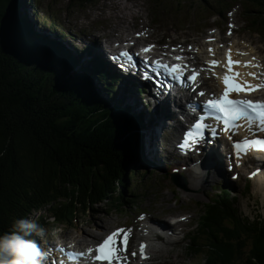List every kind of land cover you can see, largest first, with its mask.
I'll return each instance as SVG.
<instances>
[{
	"label": "trees",
	"instance_id": "16d2710c",
	"mask_svg": "<svg viewBox=\"0 0 264 264\" xmlns=\"http://www.w3.org/2000/svg\"><path fill=\"white\" fill-rule=\"evenodd\" d=\"M27 1L0 0V236L13 230L15 220L49 207H55L57 221L74 222L80 209L93 210L104 196L109 198L115 178L124 175L128 165L134 167L129 182L142 176L145 161L137 120L115 112L111 101L104 102L95 92L103 88L102 94L111 97L104 76L95 87L82 69L75 72L79 61L61 44L55 46L52 32L29 21ZM147 1L160 15L162 4L175 5L188 15L194 5L184 6L187 3H199L203 11L219 16L233 4L247 15L253 13L250 5L264 13V0ZM254 18L248 20L255 29L259 24ZM103 178H109L108 183ZM117 189L120 198H127L129 186L119 182ZM231 193L198 205L196 230H207L211 244L202 253V244L192 237L190 256H207L201 264H238L246 254L250 258L245 264H264V221L258 218L251 229ZM114 200L118 203L119 196ZM246 244L247 253H241Z\"/></svg>",
	"mask_w": 264,
	"mask_h": 264
},
{
	"label": "rangeland",
	"instance_id": "374dc122",
	"mask_svg": "<svg viewBox=\"0 0 264 264\" xmlns=\"http://www.w3.org/2000/svg\"><path fill=\"white\" fill-rule=\"evenodd\" d=\"M29 1L32 2V0ZM207 1L208 0H200L199 2L206 4ZM32 5L33 7L29 9L31 15L35 14L38 16V19L37 17L35 18L36 21H34V26L40 23L38 25L39 28L41 25L43 29L49 28L52 30L55 27L58 35L64 37V43L69 40L67 37L78 38L83 35L88 36V39L87 42L82 40V44L94 42L89 39L92 38L90 35H94V33H88L86 30L90 29L94 31L97 27L98 31L94 38L98 40V44H102L103 40L101 41V38L103 37H106L108 41L134 39L139 44L143 42L149 44L160 43L164 44L165 47H168V45L174 42H178L179 44L185 42L188 44L185 50L192 52V58L199 57L200 59H197V61L202 64L205 61V57L197 51L196 47H198L197 45L209 42L210 39H207L208 29H205V25L210 23V26L216 27L210 33L216 34L218 38H221L219 44H217V47L220 49L219 52H222V47L226 45V43L231 46H237V40L239 39V47L237 46L239 49L238 54L243 55L241 50L244 49V46H242L240 42L241 39H245L246 42L251 43L252 46L256 48L258 53L257 56L264 57V27H262L264 26V13L255 9L252 5L249 7L250 12L253 11L252 14L247 15L241 7H237L233 10L234 12L230 17V21L226 13L219 16L211 12L203 11L199 3L184 4L186 7L194 5V7H191L192 9L189 11L188 15L176 9L175 5L169 6L167 4L160 5V8L164 10V14L160 15L158 10H153L152 5L147 0H98L90 4H84L80 0H42V2L40 0H33ZM52 13L56 16L55 18L49 17ZM250 17H255L254 20L259 24L258 28L260 29L252 28L248 20ZM228 22L229 25H227ZM74 32H76V36H73ZM98 36H101V38L98 39ZM146 37H148L147 41H145ZM73 53L77 55V50ZM75 67H82V72L80 73L82 76L86 74L90 82L102 80L103 73L106 70H110L108 68L103 70L94 69V73H90L88 72L90 68L85 64L83 65L80 61L77 62V64L75 63ZM111 74L113 77H117L112 71ZM103 80L107 79L104 78ZM109 81L111 84L112 80ZM119 83L124 82L118 77V86L120 85ZM113 87H115V85H113ZM117 90L118 88L115 87V92H117ZM101 97H103L104 102L111 101V104L113 103V96L108 98L102 94ZM129 101L131 104H137L134 100L132 102L131 99H129ZM147 118L148 115L144 114V119L149 122ZM164 121L166 122L165 119ZM147 127L148 126L145 127V135L141 146L145 145L146 154L148 153L152 158L155 155L156 157H161L157 152V145L159 148L161 147L162 138L159 134L150 138V135L154 133L153 131L149 133L146 129ZM159 127L162 126L159 124ZM223 162L224 167H226L225 158ZM142 168L143 169L140 170L139 173L142 174L145 182L143 183L138 175L134 176V178L132 177L133 181L131 180V182H134V185H131L130 189L132 192L136 193L137 197L131 196V198H129L130 200L126 198L127 202H133L134 204L118 207L115 200L105 201L95 205L93 207L94 209L91 211L88 210L92 207L87 206L76 213L77 219L74 222L66 224L59 222V225H61L63 231L78 233L79 235H82L80 233L82 228L94 232L97 229L104 231L105 229H112V227L126 225L127 227H133L135 229L133 244L138 245L142 238L141 229L144 226L143 221L146 220L144 219V215H149L147 223L160 221L165 224L167 229H173L168 226L169 222H171L168 217L174 218L175 220L183 217L187 219L186 222L180 224L178 228H174L175 230L168 232H171V234L175 236L168 238L161 232H157L158 234L156 235H161L160 241H158L157 245L149 250L148 253L153 257V264H201L202 258L205 259L207 256L200 257V254L196 253L190 256L187 248V245L191 244L192 237L194 236H197V242L202 244V247H199L202 253L203 250L206 252L209 249L208 244H211L208 231L202 228L196 230L197 223L196 226L193 225L195 219H199L198 214L200 209L198 205L210 202V198L215 199L222 196L223 192L217 190L219 186L229 184L228 181L223 179H229L231 182L235 183V180L231 177L232 175L228 174L217 182L210 184L207 188L209 190V195H206L207 192L202 191L203 188H199L206 186L205 175L204 179L200 180L201 175L195 174L198 187L195 185V187L188 188V185L191 183V180L188 178L190 172L187 173L170 168L168 173H161L158 171H148L143 165ZM240 170H236V173H239L240 177L236 184L225 186L234 187V189H227H232L234 191L231 194L237 202L240 214L245 220L252 223L251 229H254L253 226L258 218L264 220V209H256L254 201L258 199L260 202H264V195L257 194L254 191L253 185L248 181L250 174L246 175V173H244L245 170ZM131 173H133V171ZM129 177L131 178L130 175ZM174 181L180 182V187L176 188ZM137 184H140L138 189H136ZM216 184H219V186ZM262 185L264 186L263 183ZM142 186H145L143 190L141 189ZM214 186H217V189L213 192L211 189L212 187L214 188ZM117 193L119 194V190ZM52 210L53 208L49 207L46 212L43 211L45 216L43 223L48 229H54L58 223L57 221L54 222V219L51 218L53 216ZM41 214L42 213H34L31 220L34 222ZM159 217L164 221L158 220ZM103 219L105 220V226H95ZM138 220H140L139 224L137 223ZM155 229L158 231L159 227ZM211 233L214 235L216 230H211ZM229 246L231 245L227 244V248ZM246 247L247 244L242 248L241 253H247ZM242 257L243 261L238 264H245L250 258L246 254Z\"/></svg>",
	"mask_w": 264,
	"mask_h": 264
},
{
	"label": "bare ground",
	"instance_id": "6f19581e",
	"mask_svg": "<svg viewBox=\"0 0 264 264\" xmlns=\"http://www.w3.org/2000/svg\"><path fill=\"white\" fill-rule=\"evenodd\" d=\"M42 27L43 26L41 25L39 29H43ZM73 36H76L75 32L73 33ZM90 36L91 37H95L96 35L94 34V35H90ZM212 37H216V35H213ZM81 40L87 42V38H85V37H82ZM147 40H148V37H146L145 41H147ZM240 44L242 46H244V49L241 50L242 52L240 51L245 56L244 59L241 58V56L240 57L238 56V52L235 51L233 46H231V48L234 50L235 54L237 55L238 60H241V61L245 60L247 65H253V66H248V68H249V77L253 76V75H250V74H255V75H258V80H259V70H260V73L264 76V57L263 56H257L258 53H257L256 48L253 47L251 43L246 42L245 39H241ZM237 46L239 47V39L237 40ZM237 46H235V47H237ZM203 47L205 48V46L203 44H201V45H198V47H196V49L204 57H205V54H206V57H207L209 63L212 64V66H211L212 69L220 71L222 68H220V67L219 68H214L213 67L214 64L212 63L213 62L212 61V59H213L212 53L220 55L219 51H217L215 48H211L210 51H208V48L206 50ZM238 47H237V49H238ZM52 48H48V50L51 51ZM54 48H56V47H54ZM189 54L191 55V53H189ZM223 56L225 57V54ZM136 58L145 59L140 54H135L133 57L130 55V60L128 61V63H129L130 69L132 68L134 70L135 74H136V70L134 69V67H135L134 62L135 63L137 62ZM145 61H146V59H145ZM214 61L217 62V60H214ZM103 62H105V61H101L100 62V64H99L100 67L103 66ZM248 62H249V64H248ZM97 67L98 66L94 67L93 69H96ZM200 69L203 70V69H205V67H202V68L200 67ZM88 72L94 73L92 69H89ZM238 73H240V71ZM154 74H159L162 78H165V76L162 73H156L155 72ZM165 79H166L167 84L169 85L168 86L169 88H175V86H178V85H174L173 80L169 84V82L167 81V78H165ZM210 80L213 81V77H211ZM176 82H185V81L177 78ZM180 84H182V83H180ZM254 84L255 85H260V80H259L258 83H254ZM114 85H115L116 88H120V90L117 91V92H114V94H113V103L111 105H112V107H115L116 109H122L125 106L122 92L128 97V99H130V96L124 90L123 84L119 85V86L117 84H114ZM124 85H125V83H124ZM212 87H214V85H212ZM260 89L264 90V88H260ZM168 90L169 89L167 88L165 90V93H161V97L164 99V102L161 105L158 102H154V97H151L152 91H150V94H148L147 92L145 93V98L146 99L151 97L147 101H148L149 105L152 106L153 121L157 122L158 124H160L162 126V129H157L156 131H154V134H151V135L148 134V135H150V138L151 137H155L158 134L162 138V132L167 131L169 129V125H167L166 122L164 121V119H166L167 116L169 117V121L168 122L171 124L170 126L174 130H176L177 129V126L175 124L176 120H174V119H175V116H176L175 113L177 114L179 131H181L182 128L185 127L188 124V121H189L190 118H192V117L194 118L195 117V114H192L191 112H189L188 116L186 117L184 115L186 110H185V108L183 106V103L182 102L178 103V101H173L172 99H169V97L167 95V91ZM136 93H138V92H136ZM133 100L136 101L137 104L136 105L135 104H131V105L134 108V113H137V115H138V112L136 111L135 106H136V108H139L140 105H139V102H138L137 98L134 97ZM166 102H167L168 106L166 105ZM199 104H200V106L202 108L206 107V105L201 103V102H199ZM172 111L175 112V113L171 114ZM171 115H172V117H171ZM208 116L209 117L211 116L210 112L208 113ZM201 121H203V117L201 118ZM153 126L154 125L151 124L148 127V130H150V132L153 131V129H152ZM259 127L262 128L261 125H259ZM220 134L221 133L218 131V135H220ZM218 135H217V137H218ZM224 143H225V145L227 147L229 146V141H227V139L226 140L224 139ZM160 146L162 147V149H164V147L167 146V140L163 139V143L161 141ZM161 147L159 148L158 145H157V152L159 153V155H160V151L159 150L161 149ZM200 154L201 155H200L199 158H197L195 156V157H192L191 159H189L188 161H184L183 163H179L180 161L177 158L174 159V165H176L175 168H178L180 166H186L185 167L186 171L193 172V177H192L191 181L194 184L190 183L188 185V188L195 187V185H197V182L195 180V174L201 175L200 176V180H203L204 179V175H205V177H206V180H205L206 186L201 187V188H203L205 190V192L208 193L209 190L207 188H208V186L210 184H213V183L217 182L218 180H220L221 178H224L226 175L229 174L227 172V164L229 163L231 165H236V168L238 170H240V169L245 170L244 173L251 174L250 172H247V169H250L252 171H256V176H255L256 184L253 185V188H254V191L257 194L264 195V186L262 185V183L264 184V160H251L250 156L247 155L246 157L242 156V158L245 159V160H248V161L251 160L247 164L240 163V161H238V162H232V161L227 162L226 161L225 162V166L226 167H224V162L223 161H224V158L227 155V152H226V150H223V149L219 151V146L214 145V144H212V146L209 147V148L201 150ZM146 155L147 156H145V161H143V164L145 163L147 165V163H149L152 160V156H150L148 153ZM148 159H149V162H148ZM198 159H202V161L200 163H198ZM180 170H182V169H180ZM131 185H132V183L129 184V190L125 191L126 195H128ZM181 223H183V221H181ZM178 224H179V222H177V223H175L173 225H171V223H170L168 226L175 227ZM100 225L105 226V220L104 219L100 220V223H97L95 226H100ZM146 227H147L146 224L142 227L141 232L143 231L144 235L141 238V240L139 241L138 245L136 246L137 249L133 250V251H137L138 252V256L140 258H143L144 255H146L147 257L149 256V260H150V254L148 253V251L153 249L157 245L158 241H160V237L159 238L155 237L156 240L150 238L148 236L150 234L149 233H147L148 235L146 234V232H147L146 229H145ZM171 230H173V229H165L164 230L166 237L171 238L172 236H175V235L171 234V232L168 233ZM96 231L97 232H93V231L87 230L86 228H82L80 230V233L82 235H84V236H87L85 238L87 241L96 243V241H98L101 238V233H104V232H101L100 229H97ZM148 231H152L153 232V226H151V229H149ZM150 236H152V235H150ZM142 245L146 246L145 254H141L140 253V247ZM53 247L54 246H49L48 247L49 252H51L54 249ZM66 254H67V256L69 255L68 253H66Z\"/></svg>",
	"mask_w": 264,
	"mask_h": 264
},
{
	"label": "snow or ice",
	"instance_id": "6c2138e0",
	"mask_svg": "<svg viewBox=\"0 0 264 264\" xmlns=\"http://www.w3.org/2000/svg\"><path fill=\"white\" fill-rule=\"evenodd\" d=\"M149 49H145V51H148ZM123 56L129 57V54L127 52L122 53ZM130 58V57H129ZM177 59H182V57H177ZM214 65L218 64V62L213 61ZM228 63H229V71H232L231 65L233 63L239 64V62H233L231 55L229 54L228 57ZM250 66V65H245ZM163 67L168 68L167 65H164ZM180 66H174L170 68V71L172 73L178 72ZM240 74L234 73L233 75H225L223 77V82L225 84V90L223 95L219 99H211L207 102L206 107L212 110L217 111L218 113L222 115H218L216 119L222 120L223 124L226 126L225 130H228V126L236 127L235 122L239 120H248L249 122H255L256 120H259L261 125H264V102H253L251 100H240V99H231L230 94L231 93H240L245 91H256L259 88H264V83L260 85H251L247 82H244V84H241L237 81V77ZM255 75V74H250ZM191 80L195 81L197 79L196 75H193L190 77ZM203 95V93H201ZM206 127L205 123L201 121L200 123H197L195 125V128L198 130L196 135H202V129ZM261 131H264V127L261 128ZM213 134H215V130L213 129ZM193 133L189 132L187 134L189 141H191V138L193 137ZM236 149L237 158H240V154L243 151L245 154L252 148H255L259 151H264V139H256V140H244L242 142H237L234 145ZM123 234V235H121ZM129 243V234L124 229H119L117 231H114L111 233L104 241L101 243L97 249L96 252L98 253L95 256L96 261L104 262L107 261L108 264H113V261H116L117 264H120L121 261L125 260L126 257H123L120 255L122 252L127 251V246ZM123 245L121 247L120 245ZM92 252V249L88 250V253L90 254ZM146 252V246L142 245L140 247V253L145 254ZM137 253L133 252L132 255L135 256ZM77 255H83L78 253H73L69 258L75 259ZM144 258L147 259L148 257L144 255ZM60 264H63V262H60Z\"/></svg>",
	"mask_w": 264,
	"mask_h": 264
},
{
	"label": "clouds",
	"instance_id": "9594fccd",
	"mask_svg": "<svg viewBox=\"0 0 264 264\" xmlns=\"http://www.w3.org/2000/svg\"><path fill=\"white\" fill-rule=\"evenodd\" d=\"M28 17L32 21L31 16ZM12 229L0 236V264H44L45 251L30 237L35 234L43 239L45 229L27 219L15 220Z\"/></svg>",
	"mask_w": 264,
	"mask_h": 264
},
{
	"label": "water",
	"instance_id": "95a60500",
	"mask_svg": "<svg viewBox=\"0 0 264 264\" xmlns=\"http://www.w3.org/2000/svg\"><path fill=\"white\" fill-rule=\"evenodd\" d=\"M256 32V31H255ZM10 90V89H9ZM23 93V92H22ZM72 162H74V161H72ZM134 170V167H133V165L131 166V167H129V165H128V167L126 168V171H125V174L124 175H120L119 177H116L115 178V180H114V183H113V185H112V188L111 189H109V193H111L110 195H109V198H106L105 196H104V200L105 201H110L111 199H114V198H116L117 196H119V194L117 193L118 192V190H119V192H120V189H117V186H118V184H119V182H124V186L125 187H128L129 186V184H130V182H129V175H130V173H131V171H133ZM133 173H134V171H133ZM102 180H105L107 183H108V180H109V178H103ZM115 196V197H114ZM114 197V198H113ZM104 201V202H105Z\"/></svg>",
	"mask_w": 264,
	"mask_h": 264
}]
</instances>
